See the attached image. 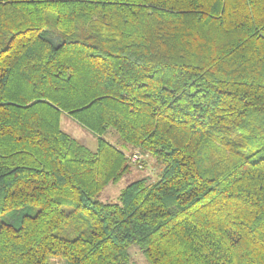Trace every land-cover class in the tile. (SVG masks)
Here are the masks:
<instances>
[{"label":"trees","instance_id":"1","mask_svg":"<svg viewBox=\"0 0 264 264\" xmlns=\"http://www.w3.org/2000/svg\"><path fill=\"white\" fill-rule=\"evenodd\" d=\"M1 215L0 264H264V0H0Z\"/></svg>","mask_w":264,"mask_h":264},{"label":"rangeland","instance_id":"2","mask_svg":"<svg viewBox=\"0 0 264 264\" xmlns=\"http://www.w3.org/2000/svg\"><path fill=\"white\" fill-rule=\"evenodd\" d=\"M61 123L63 129L67 131L70 135L74 136L76 139L86 144L92 150H95L97 148V138L94 136V134L91 131H89L87 128L83 127L78 122H76L69 115L64 114L62 116ZM110 139L116 141L114 136H110ZM143 159H144L143 169L134 166L131 172L126 174L117 184L108 185L100 196L101 200L104 202L117 201V198L120 192L122 191V189H124L129 183L139 178L148 177L150 178V180L156 179L161 171V166L156 162V160H154L148 155H143ZM5 220L7 221L10 220V217L8 215L5 216L1 215L0 223ZM66 233L67 232H61V235L68 236V234ZM129 251L132 256L133 264H149L138 246L136 245L131 246ZM49 262L50 264L65 263L63 259L55 258V257H51L49 259Z\"/></svg>","mask_w":264,"mask_h":264},{"label":"built area","instance_id":"3","mask_svg":"<svg viewBox=\"0 0 264 264\" xmlns=\"http://www.w3.org/2000/svg\"><path fill=\"white\" fill-rule=\"evenodd\" d=\"M130 162L138 167H143V154L139 151H133L129 154Z\"/></svg>","mask_w":264,"mask_h":264}]
</instances>
